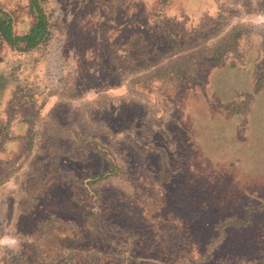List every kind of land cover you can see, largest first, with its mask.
<instances>
[{"label": "rangeland", "instance_id": "374dc122", "mask_svg": "<svg viewBox=\"0 0 264 264\" xmlns=\"http://www.w3.org/2000/svg\"><path fill=\"white\" fill-rule=\"evenodd\" d=\"M128 1L106 16L88 9L110 5L113 11L108 0H48L46 43L29 54L1 47L0 122H6L12 96L11 72L26 96L9 112L23 119L13 126L15 145L5 141L7 150L0 154V173L8 174L0 184V249L19 257L17 243L27 242V264H264V80L259 85L256 79L264 63L260 56L257 61L256 39L242 38L236 47L230 36L237 24L264 30V10L251 13L232 4V14L223 4L209 22L203 14L215 12V0H167L162 11L179 18L182 25L173 29L182 40L172 50L168 41L160 42L157 59L141 66L126 52L119 56L114 45L125 47L121 41L131 29L152 26L154 21L137 14L155 8L153 0ZM22 4L0 0L8 8ZM29 21L20 9L16 30ZM88 22L102 27V38L116 41L101 57L84 52L80 64L71 47L84 49L83 39L90 45L83 38ZM213 24L219 27L213 30ZM217 51L229 57L210 65ZM230 57L237 65H230ZM181 67L189 77L172 74ZM153 68L159 71L151 73ZM159 73L163 78L153 79ZM144 75L149 78L136 80ZM27 134L32 140L25 149ZM99 145L123 172L86 188L84 177L106 166ZM191 164L217 177L211 199L217 202L220 195L221 203L208 207L210 239L207 231L199 232V241L171 253L178 232L152 209L163 211L160 201ZM226 218H243L234 223L236 232L255 239L238 254L220 244L224 228L215 220Z\"/></svg>", "mask_w": 264, "mask_h": 264}, {"label": "trees", "instance_id": "16d2710c", "mask_svg": "<svg viewBox=\"0 0 264 264\" xmlns=\"http://www.w3.org/2000/svg\"><path fill=\"white\" fill-rule=\"evenodd\" d=\"M47 1L48 0H23V4L21 6L18 5L14 6L13 8L0 6V49L4 45L8 50L14 51L17 54H29L35 51L36 48L46 43L50 35V16ZM127 1L128 0H108L109 3L113 2L115 5H112L113 11H111V9H108L110 5H106L105 7L102 5L99 7L93 4L90 5V9L88 10L93 13L95 11H98V13H103L106 16H112L115 13L117 7L122 5L123 3H126ZM234 1L238 0H215V12L212 15H206V13H204L203 17H207L209 19V22H214L217 19V16H219L220 9L223 4H226L223 7V10L224 8L226 9V7L229 6L228 8H230L229 10L232 14L234 13V11L232 10H235L234 8L230 7L232 6V4L237 7L243 6V8L247 6L244 11L251 13L264 10V0H244L238 4L231 3ZM166 2L167 0H153L152 6L153 8H155L153 14H149L148 10L145 9L138 11L137 18L144 16L146 17V19H151L150 23L152 21H154V23H152V26L150 27L149 24H147L146 27L148 28L144 30L145 32L142 30L131 29V33L128 34L127 39L121 41L126 42L125 47L122 46L119 48L118 45H114L115 51H120V53L118 54L119 56L122 57L123 53L126 52L129 54V56H131L132 60L138 62L139 64H141V66H149L157 59V57L159 56V50L163 48L157 47L158 44H160L161 46L160 42L168 41L171 50L178 48L177 45L175 47L174 45L176 42L181 41L182 39L181 37H177L178 35L180 36V34L177 30L173 29V25H179L180 27V25L182 24H180L181 21L179 20V18L173 19L172 17L167 16L164 11H162V7L164 6V4H166ZM248 6L250 8H248ZM228 8L226 9V11L228 10ZM20 9L23 11V15H25L26 18L28 17L30 21L24 29L18 31L15 28V16H17V12ZM223 10H221V12H224ZM168 18L172 20L171 25L168 22L170 21ZM207 18L202 19L200 22L207 20ZM89 25L90 24L88 22L85 30H87V33L88 31H90V36L89 33L87 34L85 32L83 38L89 39L90 45L85 44V40L83 39L84 43L82 46L84 47V49L76 48L75 46L71 47L73 49L72 58H75V60H77L76 58H78L80 64H82L81 62L85 58L84 52L88 51L93 55L96 52L95 55L97 56V54H99L98 56L101 57L105 52L104 49L106 48V46H108V44H111L112 40H114L113 38L111 40L104 39L100 36L99 30L102 29V27L99 24H95L94 22H92V26L89 27ZM212 27V29L214 30L219 26L213 24ZM168 28L171 29V32L165 31ZM230 36L232 41H234L233 43L236 42V47L241 45L242 38H245L244 40H246L247 38L256 39L258 46L257 61L260 60V56V58L262 57V62L264 63V30L253 29L251 27L240 26L237 24L231 27ZM117 42L119 43V41ZM225 55V52L217 51L216 57L214 58V56L211 55L208 59V63H210V65H219L220 61L229 57L228 55ZM230 58V65H234L235 62L233 61V58ZM75 60H72L70 62L77 64V61ZM158 71L159 70L157 68H153L151 73ZM187 72H189L187 71V69L181 67L174 68L172 74L174 76L182 75V77H185L188 76ZM149 75L137 77L136 80L149 78ZM11 76L12 77H10V81L12 84V96L8 100L7 117L5 120L6 122H0V154H4V152H6L7 150H5L4 148L5 141H12L13 137L16 136L13 126L20 124L23 120L22 118H19L18 120V117H16V115L14 117L9 116V112H11L13 106L19 102L20 97L23 98L26 96H24L25 87L18 83L20 80L18 81L12 72ZM163 76L164 75L159 73L158 75L153 77V79L160 80L163 78ZM256 76L258 84H262L264 80V65L262 68H259ZM192 77L193 74L192 71H190V78ZM143 85H147L145 80L143 81ZM12 103H14V105ZM23 139L24 147L25 149H28L31 145L32 138L27 134V136ZM71 143L75 144L73 143V141ZM11 145L13 144L11 143L10 145H8V147H10ZM98 152L102 156L103 161H106V166L84 177L85 181L83 182L86 185V188L96 183L97 180L101 178H105L110 175L119 176L123 172V167L116 162L109 149L99 145ZM200 169L201 167H194L191 164L188 168L189 171L185 170V173H183L182 177H178V182L176 184L177 188L174 189L173 193H169L168 198L162 199V201H160L158 206L163 211L155 208L152 209V215L153 213L154 216L160 215L159 218H161L164 222H168L172 230H177L178 232V238L170 241L171 246L168 247V251H170L171 253H180V249L183 247L185 248V244L189 245V242L190 244H192L199 241V232L207 231L206 236L210 234L208 239H210V236L213 233L214 229L208 228V222H210L211 218L207 217V214L208 207H219V204L221 203L219 202V200L221 199L220 195L219 199L214 197V201L218 199L217 202H213L211 199L213 196V191L217 190L218 188V180L217 177L210 173L203 172L202 170L201 172H198V170ZM7 177V173H0V184ZM88 189H91L93 192L97 193V191L95 189H92V187ZM207 203H209L210 205L208 206ZM145 207L146 206L141 207V212L145 210ZM17 209H13L12 213H16ZM24 210L27 211L26 209ZM10 213L11 211H6L5 215L7 214L6 216H8ZM216 214V211L212 212V215ZM215 221L218 225V229L224 228V233H221L222 240L220 244H223L224 247H227L226 249H228V252L232 254H238L242 252L247 248L250 240H255L254 238H247L246 240H244L245 238L243 237V233L236 232L234 223H243V218H236V220L232 219V221L228 218L223 219L222 221ZM6 222L8 224V220H6ZM14 225L15 221L12 223V228L14 227ZM6 226L8 228L10 227V225ZM211 230L212 232H209ZM26 243L27 242L21 240L19 241V243H17V245L20 246L19 252L21 254L19 257H17V253H5V250H2L1 248L0 259L2 257L3 259L0 261V264H4L5 261V264H27V258L23 252L27 248ZM5 247L8 248L9 245H5Z\"/></svg>", "mask_w": 264, "mask_h": 264}, {"label": "crops", "instance_id": "0c3cea01", "mask_svg": "<svg viewBox=\"0 0 264 264\" xmlns=\"http://www.w3.org/2000/svg\"><path fill=\"white\" fill-rule=\"evenodd\" d=\"M16 138H17V137H16ZM16 138H15V139H16ZM12 144H15V142H14L13 140H12Z\"/></svg>", "mask_w": 264, "mask_h": 264}]
</instances>
